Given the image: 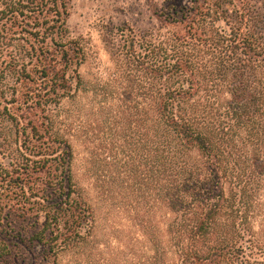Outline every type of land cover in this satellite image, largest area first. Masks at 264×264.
I'll list each match as a JSON object with an SVG mask.
<instances>
[{
    "label": "trees",
    "instance_id": "1",
    "mask_svg": "<svg viewBox=\"0 0 264 264\" xmlns=\"http://www.w3.org/2000/svg\"><path fill=\"white\" fill-rule=\"evenodd\" d=\"M252 3L191 0L174 12L173 34L131 39L113 85L91 90L98 149L108 150L102 125H112L123 143L114 150L124 146L129 163L119 168L112 151V182L129 172L172 215L158 231L140 226L151 254L129 250L125 264H264V9ZM68 15L65 0H0V40L16 56L3 69L14 81L3 116L18 146L0 166V264H19L15 247L27 250L26 241L55 259L97 242L55 116L62 98L87 94L78 44L56 40Z\"/></svg>",
    "mask_w": 264,
    "mask_h": 264
},
{
    "label": "rangeland",
    "instance_id": "2",
    "mask_svg": "<svg viewBox=\"0 0 264 264\" xmlns=\"http://www.w3.org/2000/svg\"><path fill=\"white\" fill-rule=\"evenodd\" d=\"M65 2L69 14L66 32L56 37V40L65 45L70 42L78 44L80 56L77 57L83 61L77 70L85 83L87 94L80 92L74 100L62 98L55 116L57 130L69 136L73 145L75 153L73 173L77 184L94 209L97 242L92 244L84 255L60 254L56 259L53 258V254L45 251L44 246H35L27 241L25 244L27 250L20 245L15 247V250L20 256L19 264H125L122 261L129 250H134L140 255L145 252L151 254L150 246L144 237L145 232L140 226L149 227V231L154 229L158 231L162 228L163 221L171 219L172 215L167 210L160 209L159 205L154 203V199L147 197L144 190H140L141 181L132 178L129 172L123 173L122 183L112 182L113 176L118 174L114 166L107 165L113 162L110 159L112 151L118 154L119 168L127 167L129 163L125 165L123 163L126 158L124 146L121 150H114L113 141H117L118 147L123 143L121 139L119 143L113 138L114 132L109 129L112 125H102L107 128L101 134V138L104 139L108 150L98 149L101 140H97L99 133L96 130V123L100 119L94 116L98 105L91 90L103 87L107 90L113 85V77L118 70L116 59L128 52L131 39L135 38L137 42H141L142 39H158L173 34L176 30L173 21L177 19V15H173L174 12L176 10L178 12L180 8H188L191 0H65ZM253 3L264 9V0H253ZM5 42L6 45L0 44V166L7 168L18 157V146L13 123L9 117L3 116L5 113L3 108L7 105L1 98L2 92L6 93L5 100H11L9 88L14 85L12 78L8 77L3 69L6 61L16 57L10 42ZM13 44L15 47L19 46L17 42ZM48 44L51 51L56 49L50 40ZM54 59L59 62V57ZM22 62L23 59L19 60V64ZM18 67L19 71L23 69V65ZM40 111L32 109L28 113L40 116ZM98 154H102L100 160L106 162L98 161ZM129 154L135 156L136 152ZM261 198L264 200V192Z\"/></svg>",
    "mask_w": 264,
    "mask_h": 264
}]
</instances>
